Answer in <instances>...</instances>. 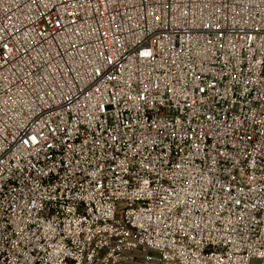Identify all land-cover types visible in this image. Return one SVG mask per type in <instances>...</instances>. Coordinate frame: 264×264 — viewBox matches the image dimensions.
<instances>
[{
  "label": "built area",
  "instance_id": "built-area-1",
  "mask_svg": "<svg viewBox=\"0 0 264 264\" xmlns=\"http://www.w3.org/2000/svg\"><path fill=\"white\" fill-rule=\"evenodd\" d=\"M0 264H264V0H0Z\"/></svg>",
  "mask_w": 264,
  "mask_h": 264
}]
</instances>
